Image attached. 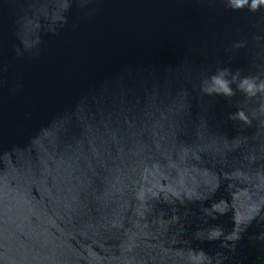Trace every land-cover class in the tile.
Segmentation results:
<instances>
[{
  "label": "water",
  "instance_id": "obj_1",
  "mask_svg": "<svg viewBox=\"0 0 264 264\" xmlns=\"http://www.w3.org/2000/svg\"><path fill=\"white\" fill-rule=\"evenodd\" d=\"M0 264H264V5L0 0Z\"/></svg>",
  "mask_w": 264,
  "mask_h": 264
},
{
  "label": "clouds",
  "instance_id": "obj_2",
  "mask_svg": "<svg viewBox=\"0 0 264 264\" xmlns=\"http://www.w3.org/2000/svg\"><path fill=\"white\" fill-rule=\"evenodd\" d=\"M233 8H242L245 5H249L252 10H256L259 6L264 5V0H231ZM217 85L216 91L223 92L224 94H231V88L228 86V82L222 77L217 76L213 78Z\"/></svg>",
  "mask_w": 264,
  "mask_h": 264
}]
</instances>
